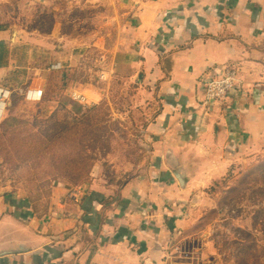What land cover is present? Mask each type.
<instances>
[{
  "label": "crops",
  "instance_id": "obj_1",
  "mask_svg": "<svg viewBox=\"0 0 264 264\" xmlns=\"http://www.w3.org/2000/svg\"><path fill=\"white\" fill-rule=\"evenodd\" d=\"M65 1L55 10L68 12ZM73 1L78 12L105 17L108 10V23L96 36L105 43L107 85V74L80 64V36L24 30L16 6L53 0H0L3 111L21 58L37 45H51L70 73L71 99H84L79 105L103 99L113 80L135 84L148 108L140 131L147 162L119 189L93 181L67 190L48 213L36 210L30 198L0 195V242L17 234L35 247L0 264H211L212 239L197 228L200 211L190 204L195 195L203 199L232 164L264 146V0ZM226 66L235 68L239 88L223 103L203 104L205 85ZM190 163L196 173L181 189L171 167L187 170Z\"/></svg>",
  "mask_w": 264,
  "mask_h": 264
},
{
  "label": "rangeland",
  "instance_id": "obj_2",
  "mask_svg": "<svg viewBox=\"0 0 264 264\" xmlns=\"http://www.w3.org/2000/svg\"><path fill=\"white\" fill-rule=\"evenodd\" d=\"M56 2L61 0L48 6H16L24 30L80 36V64L107 74V85L108 66L94 63L87 51L100 39L96 36L108 23V10L103 11L105 17L93 10L78 12L75 1L66 0L67 12L55 10ZM40 45L33 55L21 58L5 95L9 105L0 118V195L30 198L36 210L48 213L67 190L74 192L93 181L119 189L140 174L147 162L140 131L148 108L135 84L125 78L113 80L109 89L105 85L104 98L94 104L73 102L68 94L70 73L59 66L63 61L57 50ZM36 79L41 81L39 95L30 97ZM199 200L203 203L197 206L195 223L212 239L211 264H264V146L232 164Z\"/></svg>",
  "mask_w": 264,
  "mask_h": 264
},
{
  "label": "built area",
  "instance_id": "obj_3",
  "mask_svg": "<svg viewBox=\"0 0 264 264\" xmlns=\"http://www.w3.org/2000/svg\"><path fill=\"white\" fill-rule=\"evenodd\" d=\"M104 51L103 44L95 42L90 51L92 61L102 64L105 59L102 55ZM239 88V82L235 68L226 66L222 69V75L219 79H213L207 82L203 90V104H219L223 103L228 95ZM75 102L84 103V99L80 96H73Z\"/></svg>",
  "mask_w": 264,
  "mask_h": 264
},
{
  "label": "water",
  "instance_id": "obj_4",
  "mask_svg": "<svg viewBox=\"0 0 264 264\" xmlns=\"http://www.w3.org/2000/svg\"><path fill=\"white\" fill-rule=\"evenodd\" d=\"M180 161V160H178ZM189 169H185L182 165L177 164L171 167V173L174 180L177 182L181 189L185 188V185L195 175V168L192 164H186ZM190 177V178H189ZM200 197L195 195L190 204V210L196 208L200 203ZM35 247L30 244L23 237L15 235H5L3 240L0 242V259L11 256H21L29 254L34 251Z\"/></svg>",
  "mask_w": 264,
  "mask_h": 264
},
{
  "label": "bare ground",
  "instance_id": "obj_5",
  "mask_svg": "<svg viewBox=\"0 0 264 264\" xmlns=\"http://www.w3.org/2000/svg\"><path fill=\"white\" fill-rule=\"evenodd\" d=\"M41 88V81L36 79L31 87V92H30V97H37L39 95V91ZM3 112V105L0 104V117L2 115Z\"/></svg>",
  "mask_w": 264,
  "mask_h": 264
},
{
  "label": "trees",
  "instance_id": "obj_6",
  "mask_svg": "<svg viewBox=\"0 0 264 264\" xmlns=\"http://www.w3.org/2000/svg\"><path fill=\"white\" fill-rule=\"evenodd\" d=\"M199 229V228H198Z\"/></svg>",
  "mask_w": 264,
  "mask_h": 264
}]
</instances>
